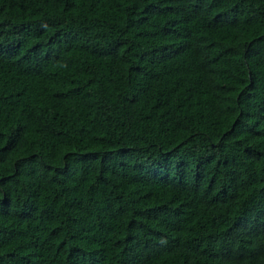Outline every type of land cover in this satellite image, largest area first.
<instances>
[{
	"label": "trees",
	"instance_id": "obj_1",
	"mask_svg": "<svg viewBox=\"0 0 264 264\" xmlns=\"http://www.w3.org/2000/svg\"><path fill=\"white\" fill-rule=\"evenodd\" d=\"M0 264H264V0H0Z\"/></svg>",
	"mask_w": 264,
	"mask_h": 264
}]
</instances>
